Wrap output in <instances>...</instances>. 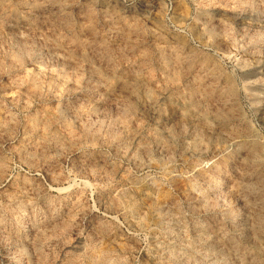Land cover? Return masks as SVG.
Here are the masks:
<instances>
[{"label":"rangeland","instance_id":"1","mask_svg":"<svg viewBox=\"0 0 264 264\" xmlns=\"http://www.w3.org/2000/svg\"><path fill=\"white\" fill-rule=\"evenodd\" d=\"M0 264H264V0H0Z\"/></svg>","mask_w":264,"mask_h":264}]
</instances>
